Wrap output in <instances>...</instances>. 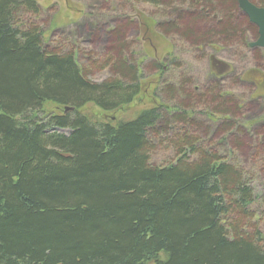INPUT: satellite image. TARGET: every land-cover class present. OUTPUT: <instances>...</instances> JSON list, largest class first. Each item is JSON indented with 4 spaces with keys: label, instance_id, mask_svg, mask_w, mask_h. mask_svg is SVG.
Listing matches in <instances>:
<instances>
[{
    "label": "trees",
    "instance_id": "trees-1",
    "mask_svg": "<svg viewBox=\"0 0 264 264\" xmlns=\"http://www.w3.org/2000/svg\"><path fill=\"white\" fill-rule=\"evenodd\" d=\"M141 1L154 7L177 2L165 11L175 17L174 28L183 22L201 27L196 36L186 26L182 36L190 42L241 37L224 9L241 13L234 0ZM259 1L255 6L264 9ZM39 12L33 0H0V264H264L262 238L244 224L252 221L254 205L264 203V183L229 152L220 157L194 144L195 114L183 102L172 107L173 115L160 104L117 124L81 115L89 104L104 113L130 105L140 94L137 69L122 60L117 32L114 77L87 79L76 53L48 51L40 29L21 22V14ZM237 47L249 50L244 40ZM178 68L170 73L180 78L163 93L210 96L206 104H216L219 86L232 82L250 86L254 101L264 95L261 64L226 66L219 75L208 69L203 86L214 84L201 93L190 90ZM231 103L214 108L228 116L221 124L226 140L254 127L235 120ZM66 107L72 111L63 113ZM167 120L178 125L172 130L177 157L157 167L150 163L151 142ZM256 136L264 151V130ZM259 164L264 171V160Z\"/></svg>",
    "mask_w": 264,
    "mask_h": 264
},
{
    "label": "rangeland",
    "instance_id": "rangeland-1",
    "mask_svg": "<svg viewBox=\"0 0 264 264\" xmlns=\"http://www.w3.org/2000/svg\"><path fill=\"white\" fill-rule=\"evenodd\" d=\"M248 1L254 5L260 3L259 0ZM219 2L224 5L226 1ZM35 4L39 7V15L33 17L23 13L21 22L40 29L43 44L48 51L76 53V63L87 79L101 83L114 77L111 65L117 55L114 49L117 32L121 33L120 40L123 43L122 60L133 63L137 69L140 94L130 105L104 113L89 104L79 110L81 115L94 123L117 124L133 120L141 111L160 104L169 108L168 115H173L172 107L183 102L188 106L187 111L192 109L195 114L191 119L193 128L189 131L192 142H200L201 148L206 146L205 150L208 149L220 157L229 152L247 174L257 178L259 185L264 183V171L258 172L259 162L264 160V151L258 145V141L262 139L257 136L254 138L257 129L259 133L264 130V127H261L264 125L261 123L264 122V95L254 101L250 96L252 88L246 84L236 85L230 82L219 86L221 98L216 100V104L223 100L232 101L230 107L235 120H241L245 126L254 124L251 132L245 133L244 137L234 134L226 140V132L221 128V124L228 116L217 112L214 109L215 103L206 104L212 97L179 98L178 94L170 95L161 91L177 82L180 77L177 78L170 70L179 67L178 69L185 71L190 90L197 93L206 92L210 85L214 84L211 82L203 86L208 69L215 75L226 72L224 69H217L218 65H213L210 57L225 67L248 68L261 64L264 68V52L258 51V48L249 47V50L245 51L237 47L241 40L247 44L256 40L255 27L242 13L236 12L228 5L224 8L227 13L229 11L230 17H233L234 27H239L240 32L242 31L241 37L194 43L184 38L182 32L186 30L187 25H191L192 28L187 26V29L198 36V28H201L199 24L183 22L177 29L173 26L175 17L165 13L168 6L177 7V2L164 3L163 7H154L141 0H36ZM234 6L238 10L237 0H234ZM218 41H221V46L217 45ZM212 44L217 46L215 52L209 47ZM233 79L236 80L235 76ZM158 88L160 90L157 93ZM51 106L47 104L46 107ZM167 121L166 126L158 136H153L151 142L150 163L157 167L166 166L177 157L173 145L176 137L172 130L178 125ZM238 144L240 148L236 146ZM253 210L252 221H245L244 224L247 225V233L250 235L254 234V231L260 234L264 247V203L258 202Z\"/></svg>",
    "mask_w": 264,
    "mask_h": 264
},
{
    "label": "water",
    "instance_id": "water-1",
    "mask_svg": "<svg viewBox=\"0 0 264 264\" xmlns=\"http://www.w3.org/2000/svg\"><path fill=\"white\" fill-rule=\"evenodd\" d=\"M237 7L256 29L257 38L249 47L264 49V9L254 6L248 0H237ZM69 111L72 109L67 107L62 110L63 113Z\"/></svg>",
    "mask_w": 264,
    "mask_h": 264
}]
</instances>
